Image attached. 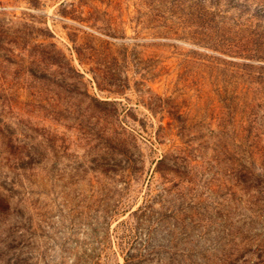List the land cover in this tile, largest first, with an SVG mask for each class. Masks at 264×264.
<instances>
[{"label": "rangeland", "instance_id": "obj_1", "mask_svg": "<svg viewBox=\"0 0 264 264\" xmlns=\"http://www.w3.org/2000/svg\"><path fill=\"white\" fill-rule=\"evenodd\" d=\"M173 1L0 0V264H264V62Z\"/></svg>", "mask_w": 264, "mask_h": 264}, {"label": "trees", "instance_id": "obj_2", "mask_svg": "<svg viewBox=\"0 0 264 264\" xmlns=\"http://www.w3.org/2000/svg\"><path fill=\"white\" fill-rule=\"evenodd\" d=\"M225 1L227 4L231 2L230 5L235 3V5L237 4L241 7L235 16L236 19L232 20V29L227 34L231 37L228 39H225L223 35H215L213 36L214 38L207 36V33H213L221 24L225 25L223 21L215 20L216 16L221 14V11L213 2L207 3L204 0H178L177 2H170V7L178 12L184 22L195 25L203 36L213 39V44L209 47H212L214 50L232 53L249 60L264 62V7L256 5L252 10V7L248 4H240L238 0ZM207 5L212 7L211 12H209L210 10H208ZM242 12L246 13L247 22H243ZM208 14L214 17L207 18V16H210ZM249 19L253 20L248 22ZM165 30L172 31V28L166 26ZM219 30L221 31L222 28ZM200 43L207 45V42Z\"/></svg>", "mask_w": 264, "mask_h": 264}]
</instances>
